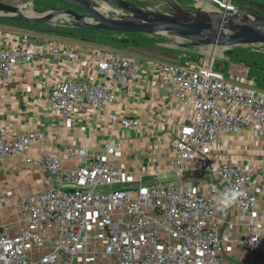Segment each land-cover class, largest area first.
I'll return each instance as SVG.
<instances>
[{
    "label": "built area",
    "instance_id": "obj_1",
    "mask_svg": "<svg viewBox=\"0 0 264 264\" xmlns=\"http://www.w3.org/2000/svg\"><path fill=\"white\" fill-rule=\"evenodd\" d=\"M216 1L218 8L203 9H238L233 0ZM46 51L68 64L46 100V108L67 123L83 105L99 108L116 101L140 69L137 57L116 49L37 42L25 33L0 29V84L10 83L20 62L40 61ZM214 52L151 64L157 85L185 111L168 148L173 179L143 181L140 174L133 175L113 158L120 152L112 142L100 154L81 150L82 166H63L58 155L43 152L39 163L55 184L13 201V211L23 221L14 233L0 230V264H259L258 259L242 263L230 257L234 245L264 249L254 166L216 160L214 148L232 133L264 138V91L254 88L253 78L216 67ZM78 66L95 69L100 80L78 75ZM121 123L139 125L134 118ZM5 129L0 127V163L46 139L41 131L12 135ZM118 183L130 185L105 187ZM233 186L245 193L234 207L246 233L230 238L219 229L223 212L215 197Z\"/></svg>",
    "mask_w": 264,
    "mask_h": 264
},
{
    "label": "crops",
    "instance_id": "obj_2",
    "mask_svg": "<svg viewBox=\"0 0 264 264\" xmlns=\"http://www.w3.org/2000/svg\"><path fill=\"white\" fill-rule=\"evenodd\" d=\"M245 2L250 4L247 10L264 13L261 11L264 6L260 5L264 4V0ZM26 35L37 42L52 39L69 47L100 46L73 38ZM119 51L140 60L134 84L125 92H119L112 103L99 108L83 105L79 114L68 123L46 108L50 85L68 70L67 61L62 56L46 51L41 54L40 61L20 62L10 83L7 86L0 84V127L6 126L5 133L19 135L32 130L41 131L46 136L43 141L0 163V230L14 233L23 221L13 211L14 200L55 184L39 163L43 152L58 155L63 166H82L85 157L81 150L90 155L100 154L112 142L120 152L112 154L113 158L133 175L140 174L143 181H169L174 178L169 171L171 153L168 148L185 111L166 88L157 85L151 64L154 60L181 62L187 56L185 52L180 54L181 51L171 47L147 43L130 44L128 50ZM233 66L235 68L230 67L228 71L239 74L240 66ZM77 73L88 80H100L92 68L87 70L78 66ZM122 118H134L139 125L124 127ZM214 149L216 160L230 158L235 164L250 163L254 166L253 179L259 186L258 211L264 212V138L246 132L232 133ZM25 155L31 156V161L26 162ZM190 179L194 182L193 177ZM118 185L126 187L130 184ZM240 214L232 207L218 215L219 229L227 231L230 238L246 233L245 222L239 219ZM230 257L242 263L258 259L259 264H264V249L234 245Z\"/></svg>",
    "mask_w": 264,
    "mask_h": 264
},
{
    "label": "water",
    "instance_id": "obj_3",
    "mask_svg": "<svg viewBox=\"0 0 264 264\" xmlns=\"http://www.w3.org/2000/svg\"><path fill=\"white\" fill-rule=\"evenodd\" d=\"M68 7H53L47 12L28 16L24 5L0 1V11L25 24H40L58 17H70L79 27L122 33L168 34L187 39L193 46H232L241 43L264 42V15L238 8L234 12L182 8L175 0H164L169 13L140 6L127 0H104L123 10L120 16H110L90 0H62ZM218 8L216 0H204ZM36 10V7H34ZM222 29H225L222 31ZM212 49V50H213Z\"/></svg>",
    "mask_w": 264,
    "mask_h": 264
},
{
    "label": "rangeland",
    "instance_id": "obj_4",
    "mask_svg": "<svg viewBox=\"0 0 264 264\" xmlns=\"http://www.w3.org/2000/svg\"><path fill=\"white\" fill-rule=\"evenodd\" d=\"M13 5H25L22 10L28 14L30 11L36 15L43 14L53 7H68L62 0H0ZM93 3H102L104 0H90ZM134 2L140 6L157 10L160 12L169 13L171 8L164 0H127ZM182 8L193 11L196 7L206 8L208 4L202 0H175ZM237 8L246 9L250 4L245 0H233ZM111 10L106 11L110 16H120L125 11L120 10V13L115 12L118 7L110 4ZM36 7V10L34 9ZM255 8V6L253 5ZM30 10V11H29ZM264 11V8L261 9ZM0 28L17 30L29 35L46 34L56 38H73L91 42L95 45L105 46L116 50H128L130 44L123 47H116L114 42L120 37L126 36L129 41L134 40L138 43H147L171 47L185 52L187 58H196L206 56L213 47L211 46H193L189 44L187 39L177 38L168 34H141V33H122L113 32L102 29H89L79 27L70 17H58L52 21L43 22L40 24H25L15 20L10 14L0 11ZM133 44V43H131ZM215 65L224 73H226L233 65H239V74L246 75L247 79H254V88L264 91V42L259 43H241L228 47L216 46L214 48ZM223 64V66H221ZM227 74V73H226ZM227 79V78H226ZM229 81V80H228ZM109 188L119 187L118 184L105 186ZM106 189V188H105Z\"/></svg>",
    "mask_w": 264,
    "mask_h": 264
},
{
    "label": "clouds",
    "instance_id": "obj_5",
    "mask_svg": "<svg viewBox=\"0 0 264 264\" xmlns=\"http://www.w3.org/2000/svg\"><path fill=\"white\" fill-rule=\"evenodd\" d=\"M244 196L245 193L239 187L233 186L217 192L215 203L218 210L226 213L230 208L239 204Z\"/></svg>",
    "mask_w": 264,
    "mask_h": 264
},
{
    "label": "bare ground",
    "instance_id": "obj_6",
    "mask_svg": "<svg viewBox=\"0 0 264 264\" xmlns=\"http://www.w3.org/2000/svg\"><path fill=\"white\" fill-rule=\"evenodd\" d=\"M202 1H204V0H202ZM204 2H206V1H204ZM207 4H208V6L206 7V8H208V7H212L211 6V4H209L208 2H206ZM95 5H96V7H98L100 10H103V11H108V10H111L112 9V7L107 3V2H102V3H94ZM25 6V5H24ZM30 11V10H29ZM23 12L26 14V15H28V16H37L35 13H33V12H31L30 11V14H28L25 10H23ZM117 13H120V11H117ZM225 29H222V31H224Z\"/></svg>",
    "mask_w": 264,
    "mask_h": 264
},
{
    "label": "trees",
    "instance_id": "obj_7",
    "mask_svg": "<svg viewBox=\"0 0 264 264\" xmlns=\"http://www.w3.org/2000/svg\"><path fill=\"white\" fill-rule=\"evenodd\" d=\"M261 6H264V4H260ZM251 11H253V10H251ZM253 12H256V13H259V14H262V15H264V13H260V12H257V11H253ZM131 43H133V44H137L138 42H135L134 40H130L129 41V39L126 37V36H122V37H120L119 38V40L116 42H114V45L116 46V47H123V46H127L128 44H131Z\"/></svg>",
    "mask_w": 264,
    "mask_h": 264
}]
</instances>
